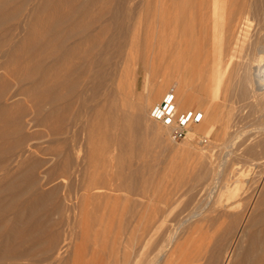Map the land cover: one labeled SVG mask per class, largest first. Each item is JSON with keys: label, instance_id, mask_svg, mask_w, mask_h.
Returning <instances> with one entry per match:
<instances>
[{"label": "rangeland", "instance_id": "374dc122", "mask_svg": "<svg viewBox=\"0 0 264 264\" xmlns=\"http://www.w3.org/2000/svg\"><path fill=\"white\" fill-rule=\"evenodd\" d=\"M212 1L213 0H205L204 5V0H191V6H188L186 10H183V8L181 9L183 17L182 23H186L185 25L188 32L185 41L190 44V47L188 46L187 48H194L196 58L192 59L189 51H187L185 57L181 58L177 56L175 60L173 57H170L168 52L170 49L167 47L168 44L166 39L170 32L168 23L166 22V14L171 0H132V23L135 28H140V44L138 46L139 48L134 47L129 49L128 52L136 50L138 53L140 51V54H142L146 45L151 54L152 48L155 49V54L158 53L160 56H158L159 59H156L155 62V73L152 77L150 88L154 92V88L158 89L159 84L163 83L164 86L160 88L161 90L158 91L155 99L150 98V100L146 99L144 101L142 94L145 91L144 85L146 84L143 80L146 72L141 62L140 65L137 66L139 67V83L135 94L132 97H129V95H121L120 98L119 96H114L110 100L111 102L109 101L110 103L105 105V107L107 106V111L104 108L102 109V113L105 112V116L102 114V117L106 118V113H111L117 108L125 107L129 110L130 102L139 103L142 101L144 107L148 110L145 109L146 112L141 118L135 119L133 124H129L133 131L137 130L138 133L136 134H141H139L141 138L140 142L146 140V143L140 144L138 141L136 145L139 147L140 145H143V147L148 146V148L151 149H147L149 153L147 155L146 150L143 151L144 149H142V146V148H140L143 152L140 151L139 147L136 148L137 146L135 145V148L139 149L137 150L138 153L135 152L137 156L139 154L138 157L133 152H130L132 155L130 153H125L128 162L131 161V165L134 167L139 165V171L137 173L139 175L137 176L140 177L135 192L122 189L117 193H111L110 195L98 199L88 197L86 201H84L82 198L83 191L78 187L79 182L78 180L77 183L75 181V179H78L77 176L73 181L71 178L68 179H71L72 182V189L70 188L72 192L70 197L66 199L67 196L65 195L66 192L64 187L67 183H70V181L68 182L65 177L63 178L62 166L63 164L65 165L68 162H72L73 170L75 169L74 171L83 170L81 167L85 168L87 165L84 163L86 160L84 157L87 148L85 144V141H87L85 135H82L83 132L81 134L80 132L77 133V148L81 150L83 148L84 151L82 152L79 150L77 152L74 151L77 150V148L72 149V146H70L71 148L68 147L72 145V132L68 134L71 138L68 135H65L66 137H50L47 136L42 129L26 127V132L33 133V131L35 132L38 130V132L44 133L40 139L30 143L33 146L37 145L34 147L46 149V147L49 148L51 146L58 149L61 148V151L64 153L61 154L60 157H54L44 154L43 152H37L36 148L34 149L33 146L32 149L24 146L26 149L25 155H23L25 159L23 156V160L22 158L13 156L6 161L7 165H9L7 166L10 170L9 174L15 175L14 178L16 179L12 178L13 180H18L20 179V175L15 174L16 171L20 170L21 167L24 168L28 165L35 164V166H37L35 168L36 176L37 178L39 177V184L42 183L43 186L40 184V187H34L31 190L32 192L30 191L23 196L22 201L28 199L34 193V189H39V192L43 191L44 193H49L54 189L58 191L59 189L57 192L58 194L56 193L54 196H50L51 198L49 197V200L47 199L48 202L45 204V212L43 210L45 215L43 216L45 217L50 214L53 220L58 221L60 217L55 211L56 207L57 205H60V207L61 205L64 206L60 208V213H63L62 215L60 214L62 217L61 223H59L58 226H53V228L50 226L56 234H58V232L60 233L58 234L59 240L52 243L48 240L49 236H46L45 239L41 240L42 242L39 244L40 250L38 246L39 251L34 258H30V261L26 260L16 262L15 264H124V259L127 257L130 261L133 259L135 264H205L209 255L208 253H204L203 256L202 253L204 250L202 249H205L206 246L208 249L214 246L216 238L219 236L218 234L225 228L229 219L226 224H222V228L211 227V230L206 227L208 220L214 219L216 216L219 217V213L223 212L225 209L227 214L232 218L235 215H240V212L243 214V212H254V210H256L261 195L260 193L259 196L257 195L259 192L258 190L254 192L253 184V187L242 197L227 201L224 196L228 194L227 192L222 194L221 181L226 175L235 172L234 168L237 167L240 170V176L246 181L260 182L262 184L261 187L264 183V175H262L264 174V82H262V75L264 74V21L261 19V13L258 12V8L261 5L260 3L264 4V0H260L261 2L259 0H253L255 2L257 1L256 3L252 0H246V12H243L246 16L241 13V17L244 16L247 18L246 20L244 19L246 21H244V27L247 30L244 29L247 33L244 30L245 36H243L242 42L237 46L236 49L238 50L235 52H233L232 49L226 48L227 43L224 37H226L229 29L234 28L236 21L233 20V22L230 23V27L227 28L221 21H216V19L212 17V10L210 11ZM248 1L250 2L249 4H251V6H249L250 8L248 7L249 4H247ZM111 3L112 2H110V4ZM113 3L112 5L109 4V6H113ZM252 3L255 5L252 6ZM61 5V10L63 12H68L70 10L69 2H63ZM255 6H257V8H255ZM30 8L28 6V9ZM247 8L249 9L247 10ZM205 11L208 12L206 13ZM193 12L195 21L194 25L190 26L189 22L191 21L190 18ZM210 12L211 16L209 15ZM250 12L254 13L251 15ZM203 13L207 15L205 19H207L206 22H208L205 23L209 25L206 35L202 34L200 27V25L204 23V20L201 18L202 15H204ZM8 14L9 12L7 15ZM28 15L27 13L24 14L22 16V21L25 20L23 19L24 17L30 20ZM256 15H260V17ZM255 17L259 21H256ZM158 22L159 25H161V30ZM22 23H26V20ZM205 23L203 25H205ZM217 23H219V25ZM26 30L27 27L24 25L23 30L19 33L18 40L25 35ZM213 31L217 34H219V32L222 33L224 40H222L221 43L213 42L211 35ZM155 34H157V37ZM212 47L213 49H211ZM240 47L244 50H241ZM220 48L223 54H221V56L218 55ZM232 53L233 56L231 55ZM151 54L148 55L151 57ZM259 81H261V83ZM15 88L16 87H14L13 90ZM169 90H174L173 105L177 106L178 113L191 110L202 114V120L191 126L194 134L193 136H188L187 133V136L184 138H174L170 128L151 118L153 108L158 105L157 102L159 103L165 94L167 95ZM184 93H188L190 96L187 98L190 102L185 106L180 104L181 95ZM144 94L146 93L144 92ZM69 96L70 97L67 99L72 103V94ZM70 102L68 101V103ZM111 103L113 106L110 107H113L114 110L111 108V112H109V104L111 105ZM59 104L61 106L62 102H59ZM64 113V124H72V106L68 108L67 111L65 110ZM109 116H111V114ZM109 116L107 118H109ZM92 118L94 119L93 116ZM106 119H103L104 121L101 120L98 124L100 126L97 124L94 126L95 128L100 127L101 129H93H95V131L103 130L102 133L105 131L106 134L108 133L106 130H111V132L108 133L109 136H113L111 137L113 139L118 138L121 133V130H119L121 127L115 130L114 122L111 121V123L109 119L108 121H106ZM89 120L91 121V119ZM95 131L94 142H96L99 137L98 135L96 136L97 132L95 133ZM224 131L226 134H223ZM136 134L134 135L137 138ZM142 135H145V137ZM159 136L160 138H158ZM63 138H67L64 140L65 143L63 142ZM143 138H145V140ZM153 138H157L159 142ZM57 139H59V141ZM52 140L57 141L51 143ZM79 142L83 143V146ZM109 143L107 145H111L112 148L110 149V153L113 154L109 153L108 156L112 160L110 159V162L109 158H107V164L114 166L117 164V160L114 161V159H118V155L121 151L118 147L113 146V142ZM149 144L151 147H149ZM117 151L120 153L118 154ZM144 153L149 157L148 162L146 161L147 157H145ZM140 154H142V156H140ZM66 155H68L69 158H67ZM115 155L117 156L114 157ZM133 155L134 157H132ZM81 159L82 161L85 160L82 162ZM210 160L211 162H209ZM236 160L238 165L235 164ZM145 161L148 165L147 169L143 166L146 163ZM75 162L81 166L75 168L78 165ZM209 163H213V167L216 164V168H213ZM250 163H252L253 166ZM209 167L211 170H216L215 173L213 170L210 173ZM218 171L220 173H218ZM2 174L4 173H0V182L8 181ZM75 174L77 175L78 173ZM75 174L74 177H76ZM212 174H214V176ZM222 175L225 176L222 177ZM213 179H215L214 181H216V183L212 181ZM41 186L42 189H40ZM219 192L224 195L222 198ZM254 194L255 196L252 198ZM256 196H258V201H254L257 200ZM250 197L252 198V202L249 204L251 201ZM245 198L247 199L246 201ZM248 199L250 200L248 201ZM243 200L247 203L244 204L245 202ZM241 201H243L244 206ZM56 202H58V204ZM54 204H56V207ZM63 208L65 209L64 211ZM246 209L248 211H245ZM19 211L22 218H26L29 215L27 208L21 207ZM47 212L50 213L47 214ZM53 215L56 216L54 217ZM202 228H204V230ZM159 241L160 243H158ZM236 241H241V244L244 246L247 244L246 238L241 240L235 239V246L237 244ZM237 245L239 246L240 243ZM238 246H236L235 249L237 252L235 251L230 257V261L232 259L231 262L233 263L228 264H237L239 259ZM147 253L150 255L148 256Z\"/></svg>", "mask_w": 264, "mask_h": 264}, {"label": "bare ground", "instance_id": "6f19581e", "mask_svg": "<svg viewBox=\"0 0 264 264\" xmlns=\"http://www.w3.org/2000/svg\"><path fill=\"white\" fill-rule=\"evenodd\" d=\"M63 2L70 3V10L68 12H63L61 10V3ZM110 2H114L113 6H109ZM112 3L110 5H112ZM245 3L246 0H213L211 4L210 11L212 10V17H214L216 21H221L224 23L226 28L230 27V23H232L233 20L236 21L234 28L229 29V31L227 29L228 33L226 34V37H224L227 43L226 48L230 50L232 49L233 52L238 50L236 48L240 45V42H242L241 40L243 36H245L244 30L246 28L244 27V24L247 18L244 16V18L241 17V13L246 12ZM249 3L250 2L248 1L247 4ZM203 4L205 5V0ZM260 4L261 5L258 8V12L261 13V19L264 21V4ZM253 5L255 4L252 3V6ZM28 6L29 8L31 6V8L28 9ZM188 6H191V0H171L166 14V22L168 23L170 30L168 38L166 37L168 44L167 47L170 49L168 50L170 57H173L174 59L177 58V56L181 58L185 57L187 51H189L192 59L196 58V52H194V48H187L190 45L185 41L186 34L188 32L185 25L186 23H182L183 17L181 14V9L183 8V10H186ZM249 6H251V4H249L248 7ZM249 8H247V10ZM255 8H257V6H255ZM132 9V0H0V173L3 172L4 174L2 175H4V178H7L8 181L10 178L9 182H0V264H15L16 262L26 261L32 257L34 258V256H36L37 252L40 250L39 244L42 242L41 240L45 239L46 236H49V239H47L52 243H55L59 240L58 234L60 233L58 232V234H56L52 228L53 226H58L59 223H61V215L63 213H60V208L64 205H61V207L60 205H57L56 207V204H54L56 207L55 211L60 217L58 221L52 219L51 215L48 214L50 212H47L48 215L45 217L43 216L45 215L43 210L46 207L45 204L49 200L48 198L50 196H54L59 191V189L58 191L54 189L49 193H44L43 191L39 192V189H34V193L28 199H24L25 201H22L23 196L26 193L28 194V192H30L34 187H40V184L42 185V183L39 184V177L37 178L35 173V168L37 166H35V164H31L30 166L28 165L24 168L21 167L20 170L16 171L15 173L20 175V179L13 180L16 179L14 178L15 175L9 174L10 170L9 167H7L9 165L6 163V161H8L13 156L22 158L26 152L24 146L32 149L33 145L30 143L34 140L40 139L44 133L50 137H63L72 132V138L70 135H68L72 139V145H67L69 148L72 146V149H76L78 146V132H80V134L83 132L82 135L84 134L87 140L85 141L87 148L84 157L86 162L83 160L85 165L87 164L85 168L81 167L83 170L74 171L75 169L73 170L72 162H68L62 166L63 178L65 177L68 182L70 181V183H67V185L64 187L66 192L65 195L67 196H65L66 199L70 197L72 192L71 179L73 181V179L77 178V176L78 179H75V181L76 183L77 180L79 182L78 187L83 191L82 198L84 201H86L88 197L98 199L103 196L110 195L111 193H117L122 189H127L131 192H135L137 190V182H139L138 180L140 177L137 176L139 175L137 174L139 171V165H136L137 167L131 165V161L129 159L130 162H128L125 153L133 152L135 154L137 150L140 149L141 151L144 149L143 151L146 150L147 155L149 154L147 152V149H150L148 146L144 145L145 147H143V145H140V147H143H141V149L136 145L138 141L140 142V133L136 134L138 133L137 130L133 131L132 127H130V125L134 123L135 119L137 120L138 118H141L146 112L144 103L142 101L139 103L130 102L129 110H127L125 107L114 110L113 107H110L113 106L111 103V105L109 104L110 109L108 110L111 112L110 110L113 108L112 110L114 111L111 113H106V118L110 114L111 116H109L107 119L102 117L103 115L105 116V112L103 110L104 113H102V109L107 108L105 105H108L114 96H119L120 98L121 95H129V97H132L135 94L139 83V67L137 66H139L141 62L146 72L143 80L146 84H143L145 86L144 92L146 94H144V92L142 94L144 101L146 99L150 100V98L155 99L158 91L161 90L160 88L164 86L163 83L159 84V88H154V92L150 88V83L155 73V62L156 59H159L158 56H160L158 53L155 54V49L152 48L151 54L149 53L148 46L146 45L143 53L141 52L142 54H140V51L138 53L136 50L128 52L129 49L138 47L140 44V28H135L132 23ZM8 12L10 15H7ZM26 13L27 15L29 14L28 16L30 17V20H27L24 17L23 19L26 20V23L23 24L22 22L25 20L22 21V16ZM250 13L252 15L254 12ZM209 15L211 16V12ZM205 16L207 17L206 14L202 15L201 17L204 20V23L207 20L205 19ZM257 17H260V15ZM190 19L191 21L189 24L190 26H193L195 21L194 12L191 14ZM255 19L256 21H259L256 17ZM206 23L205 25L200 23L201 31L204 35H206L208 32L207 28H209V25ZM217 24L219 25V23ZM24 25L27 27V30L25 35L18 40V36L20 35L19 33L23 30ZM159 26L161 30V25ZM155 35L157 37V34ZM211 35L214 43H221L222 40H224L223 35L220 32L217 34L215 31H213V34ZM211 49H213V47ZM148 54H151V57ZM221 54L222 51L220 48L218 55L221 56ZM231 55L233 56V53ZM262 77V82H264V74ZM259 82L261 83V81ZM14 87L16 88L13 90ZM71 94L72 103L69 99H67ZM165 96L166 94L159 103L157 102L158 105H162L164 103L163 100ZM188 97H190L188 93L182 94L180 98V104L185 106L187 103H189L190 101L187 99ZM68 101L71 104L68 103ZM59 102H62L61 106ZM172 104H174L173 101ZM71 106L72 124H64V111H67V109L71 108ZM174 108L175 112H178L177 106H174ZM102 118L106 119V121L109 119L110 122H114L115 130H118L121 127V129H119L121 130V133L118 138H114V140L111 138L113 136H109L108 133H110L111 130L108 131L105 129L106 132H108L107 134L105 131L102 133L103 130L95 131V129H99L100 127L95 128L94 126H96V124L98 125L101 120L104 121ZM89 119H91V121ZM27 126L28 128L42 129L44 133H40L38 130L35 132L33 131V133L26 132L25 129ZM93 130L95 133L97 132L96 136H99L96 142H94L95 140ZM224 133L226 134L225 131L223 134ZM134 134L137 135V138ZM193 135V130L190 127L188 136ZM142 136L145 137V135ZM158 138H160V136ZM65 139L63 138V142ZM143 139L145 140V138ZM153 139L157 140V138ZM57 140L59 141V139ZM57 140H52L51 143H54V141L56 142ZM145 141H141L143 143L140 142V144L146 143ZM109 142H113V146L118 147V149L121 151V153L119 152L120 154L117 151L119 154L118 159L113 158L114 161L117 160V164L114 166L107 164V158H109V160L111 159L108 156L111 152L110 149L112 148L111 145H107ZM157 142L159 141L157 140ZM83 143L80 144L82 145ZM135 147H139V149H136ZM149 147H151L150 144ZM35 148L37 152H43L44 154L52 155L54 157H60V155L64 153L61 151V148H59V150L58 148L51 146L49 148L46 147V149L44 148L45 150L42 149V147H34V149ZM79 150L84 152L83 148L82 150L77 148V150L74 151L78 152ZM146 153H144V155ZM135 155L137 156V154ZM147 155H145V157H147ZM66 156L69 158L68 155ZM116 156L117 155L114 157ZM140 156H142V154H140ZM24 157L25 156H23V158ZM132 157H134V155ZM148 158L149 157H147V159L145 158L147 162ZM211 160L209 162H211ZM147 162L145 163L146 166L143 165L145 169H147L148 166ZM235 164H237V160ZM250 164L252 165V163ZM211 165L213 167L214 164L212 163ZM79 166L81 165L78 164L75 168H79ZM216 166L217 165L215 164L214 167L216 168ZM208 169L210 170V173L212 170L214 171V169L211 170L210 167ZM234 169L235 172H232L233 174L230 171V175H222V177H225L221 181V191L222 194L227 192L228 195L224 196L219 192V194H221V198L224 196L225 200L227 201L234 198L237 199L238 197L245 195L253 186L254 192L258 190L259 192L257 195L259 196L260 193L261 198L258 201V196H256L257 200L254 201H258V205L256 204L257 207L254 212H243V214L240 212V215H235L232 218L227 214L225 209L223 212L219 213V217L216 216L214 219L208 220L206 227L210 229L211 227L222 228V224H226L227 220L229 219L226 226L224 225L225 228L222 230V232H220L221 234H218L219 236L216 238L214 246L210 247L209 249L207 246L205 249L203 248L202 250L205 252L203 251L202 255L204 253H208L209 255L205 264L233 263L231 262L232 259L230 261V257L233 253H235L236 246H238L237 244L240 243L241 246L239 245L237 247V250H239V259L237 264H264V183L261 187L262 184L260 182L246 181L240 176L239 168L235 167ZM75 173L78 174L76 175ZM218 173L220 172L218 171ZM74 174L76 177H74ZM212 175L214 176V174ZM69 178L71 179L68 180ZM47 180L49 181L50 179ZM214 180L215 179L212 181ZM214 182L216 183V181ZM42 186L40 189H42ZM253 196H255V194L252 195V198H254ZM252 198L249 204L252 202ZM246 200L247 199L245 198V201ZM249 200L250 199H248V201ZM243 201H241L242 204ZM56 203L58 204V202ZM246 203L247 202L244 204ZM21 207L27 208L29 211V215L26 218H22L19 214V209ZM64 210L65 209L63 208V211ZM245 211L248 210L246 209ZM53 216L55 217L56 215ZM50 226H52V228H50ZM202 229L204 230V228ZM243 238H246V246L241 244V241H236L237 244L235 246L234 240H241ZM158 243H160V241ZM149 255L150 254H148V256ZM133 262V259L130 261V259L127 257L124 259L123 263L135 264V262Z\"/></svg>", "mask_w": 264, "mask_h": 264}, {"label": "built area", "instance_id": "2783aa9c", "mask_svg": "<svg viewBox=\"0 0 264 264\" xmlns=\"http://www.w3.org/2000/svg\"><path fill=\"white\" fill-rule=\"evenodd\" d=\"M174 90H169L164 98L162 105H157L151 112V118L161 122L164 126L171 129L174 138H184L193 123H199L202 115L199 112L185 111L175 112L172 101L174 99Z\"/></svg>", "mask_w": 264, "mask_h": 264}]
</instances>
